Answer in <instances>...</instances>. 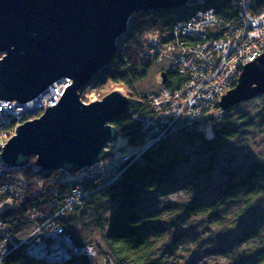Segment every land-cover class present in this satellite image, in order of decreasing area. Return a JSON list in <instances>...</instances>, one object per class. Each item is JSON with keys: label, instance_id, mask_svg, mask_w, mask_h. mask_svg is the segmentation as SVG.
Masks as SVG:
<instances>
[{"label": "trees", "instance_id": "16d2710c", "mask_svg": "<svg viewBox=\"0 0 264 264\" xmlns=\"http://www.w3.org/2000/svg\"><path fill=\"white\" fill-rule=\"evenodd\" d=\"M187 7L189 11L185 16L175 14L174 9L140 12L132 16L129 30L123 36L124 48L117 50L109 66L98 72L89 84L95 86V93L100 99L118 90L130 100L127 113L112 122L118 138L110 145L112 156L109 160L120 161L119 178L95 186L90 179L86 182L77 180L82 171L65 174L60 170H40L35 166L34 158L26 168L7 169L6 174L0 175V245L3 248L4 241L15 236L26 223L32 222L34 227H38L47 221H54L75 244L95 248V263L105 260L107 264H169L163 260V253L158 252L165 237V221L157 211L148 210L151 191L165 193L185 182L196 186L211 181L212 191L204 193L203 199L197 201L199 207L195 212L198 211V214L217 213L230 204L242 202L246 208L239 214L245 215L247 210L252 209L250 206L264 198V164L259 161L244 166L232 163L237 157L232 143L240 142V136L246 129L259 127L264 120L263 111L257 116L237 111L246 102L223 111L217 101L191 125L143 144L145 139L139 119L153 114L149 95L156 92L142 94L137 85L147 78L153 66L159 65L156 62L157 52L151 50L152 38L158 37L161 43L172 41L175 23L198 8L214 7L225 21L235 17L239 11L234 0H193ZM246 10L250 14L264 11V0H247ZM121 40L116 43L120 45ZM180 41L185 45L192 42L188 38ZM168 66L161 71L165 74V83L161 88L178 90L187 77ZM80 98L83 102L87 99L83 94ZM258 100L264 103V95H260ZM27 120L29 117L24 115L21 122L14 120L7 126L0 121V136H9L19 123ZM125 150L129 153L122 158L113 156V151ZM216 177L220 180L214 183ZM82 183L87 197H83L80 204L70 211L65 201L71 190ZM6 188V192L1 193ZM101 201H106L111 207L106 217L94 212L96 228L102 235L101 244L95 245L93 241L79 243L78 236L73 235L74 229L67 223V216L81 207H93L101 213ZM246 228V245L254 239L261 243V247L246 257L242 264H264V237L257 238L256 229ZM27 261L44 264L29 258L21 247L8 253H1L0 248V264ZM64 264L89 262L80 257Z\"/></svg>", "mask_w": 264, "mask_h": 264}, {"label": "water", "instance_id": "95a60500", "mask_svg": "<svg viewBox=\"0 0 264 264\" xmlns=\"http://www.w3.org/2000/svg\"><path fill=\"white\" fill-rule=\"evenodd\" d=\"M192 0H0V102L29 103L55 83H70L56 105L28 113L0 151L5 169L76 174L111 157L118 138L112 122L130 100L115 90L84 103L80 92L115 58L116 42L140 12L179 9ZM161 84L165 74H160ZM264 95V54L243 66L236 86L223 95L225 111ZM82 246V245H80ZM70 258L66 255L60 261Z\"/></svg>", "mask_w": 264, "mask_h": 264}, {"label": "built area", "instance_id": "2783aa9c", "mask_svg": "<svg viewBox=\"0 0 264 264\" xmlns=\"http://www.w3.org/2000/svg\"><path fill=\"white\" fill-rule=\"evenodd\" d=\"M246 2L247 0H234L239 11L235 17L226 21L214 7L198 8L175 23L172 41L161 43L158 37L152 38L151 50L157 52L156 62L159 65L168 63V67L186 75L187 79L178 90L161 88L149 95L153 114L139 119L145 139L143 144L159 140L176 132L180 127L191 125L204 110L212 107L234 88L241 67L264 54V11L250 14L246 10ZM187 38L192 40L187 45L180 41ZM69 83V80L55 83L51 92L44 96L47 98L40 97L29 102L32 104L30 107L29 103L7 102L6 109V104L0 102L1 123H7V126L14 120L20 122L29 112L43 111L46 107L56 105L59 100L58 92ZM17 126L9 136H0V151L15 134ZM120 166L119 160L111 158L83 169L77 180L86 182L90 179L95 186L112 182L119 178ZM6 171L7 169L0 167V175L6 174ZM83 185L84 183L77 184L69 193L65 203L70 211L76 204H80L83 197H87ZM6 190L7 188L1 190V193ZM1 209L0 202V211ZM3 246L4 248L0 245L1 253L22 247L29 258L44 264H64L80 257H85L89 264H107L105 260L95 263V248L75 244L71 236L54 221L38 226L27 237H8ZM66 255H70V258L60 261Z\"/></svg>", "mask_w": 264, "mask_h": 264}, {"label": "rangeland", "instance_id": "374dc122", "mask_svg": "<svg viewBox=\"0 0 264 264\" xmlns=\"http://www.w3.org/2000/svg\"><path fill=\"white\" fill-rule=\"evenodd\" d=\"M188 11L187 6L173 10L179 16H185ZM130 23L129 20L127 31ZM123 39V37L120 38V45L116 43V50L122 51L124 48L125 41ZM2 56L3 54H0V59ZM167 66L168 63L166 62L161 66H153L147 78L137 85L139 91L145 95L158 92L162 87L160 73L162 68H167ZM80 94L87 98L84 103L100 100V96L95 93L94 85H88ZM263 104L259 102L257 97L241 104L237 111H246L251 116H257L260 112H264ZM257 127L246 129V132L244 131L240 136V142L232 143L237 155L232 160L233 164L244 166L254 161L264 164V120ZM118 143H120V140ZM113 152L115 158H122L129 153L128 150ZM192 157L197 159L196 156ZM200 159H202L201 161L204 160L203 158ZM219 180V177L214 178V183ZM212 189L211 181H208L198 183L196 186H190L185 182L183 185L175 187L174 190L165 193L151 191L152 199L149 201L148 210L157 211L158 215H161V218L165 221V237L160 243L158 252L163 253V260L167 263L242 264L246 257L261 247V243L254 239L246 245L244 236L246 235V227L250 226L251 229H256L257 238L264 237V198L250 206L252 209L247 210L245 215L239 214L240 211L246 208L242 202L230 204L217 213L198 214V211L195 212L199 207L197 205L198 199H203L204 193H210ZM101 204L100 212L102 214L98 213L97 209L93 207H81L67 216V223L74 229L73 235L78 236L79 243L93 241L95 245L101 244L102 235L100 229L96 228L95 214L106 217L108 216L107 212L111 209L106 201H101L99 206ZM254 215L255 219L253 218ZM244 216H250V218ZM36 229L37 227H34L32 222H28L15 233V238L27 237ZM20 264L40 263H28L27 261V263L22 262Z\"/></svg>", "mask_w": 264, "mask_h": 264}, {"label": "bare ground", "instance_id": "6f19581e", "mask_svg": "<svg viewBox=\"0 0 264 264\" xmlns=\"http://www.w3.org/2000/svg\"><path fill=\"white\" fill-rule=\"evenodd\" d=\"M45 98H47V97H43V99H45ZM28 106L30 107V106H32V104L29 103ZM31 159H32V158H31ZM34 164H35V158H34Z\"/></svg>", "mask_w": 264, "mask_h": 264}]
</instances>
